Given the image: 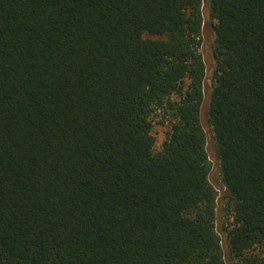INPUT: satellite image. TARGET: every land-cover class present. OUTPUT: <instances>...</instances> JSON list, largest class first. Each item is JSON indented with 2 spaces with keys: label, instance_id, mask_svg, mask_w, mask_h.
<instances>
[{
  "label": "trees",
  "instance_id": "1",
  "mask_svg": "<svg viewBox=\"0 0 264 264\" xmlns=\"http://www.w3.org/2000/svg\"><path fill=\"white\" fill-rule=\"evenodd\" d=\"M203 3L0 0V264H227ZM209 13L225 230L238 264H260L264 0Z\"/></svg>",
  "mask_w": 264,
  "mask_h": 264
},
{
  "label": "rangeland",
  "instance_id": "2",
  "mask_svg": "<svg viewBox=\"0 0 264 264\" xmlns=\"http://www.w3.org/2000/svg\"><path fill=\"white\" fill-rule=\"evenodd\" d=\"M210 0H204L203 3V28H202V43L201 54L206 65V80L204 85L205 100L202 107V125L207 135V152L211 162L210 181L215 187L218 199H217V229L222 240V246L224 256L227 264H238V260L231 254L229 247L228 233L225 230L227 228L229 213L226 207V187L223 183L222 172L220 166V159L218 157L215 140L212 133V128L209 123L208 106L209 96L214 85V71L216 69V59L214 56L215 45V21L211 18L209 13ZM169 132V126L162 123L161 113L154 117V129L153 134L156 138L157 148H160L167 138ZM260 264H264V247L259 249Z\"/></svg>",
  "mask_w": 264,
  "mask_h": 264
}]
</instances>
